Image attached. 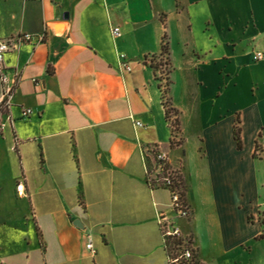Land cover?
<instances>
[{"label": "crops", "instance_id": "obj_1", "mask_svg": "<svg viewBox=\"0 0 264 264\" xmlns=\"http://www.w3.org/2000/svg\"><path fill=\"white\" fill-rule=\"evenodd\" d=\"M164 30L183 141L170 149L143 62ZM40 33L0 65V264H167L157 214L174 213L146 181L153 146L183 174L191 218L174 221L199 262L218 264L240 223L264 239V0H0V39Z\"/></svg>", "mask_w": 264, "mask_h": 264}, {"label": "built area", "instance_id": "obj_2", "mask_svg": "<svg viewBox=\"0 0 264 264\" xmlns=\"http://www.w3.org/2000/svg\"><path fill=\"white\" fill-rule=\"evenodd\" d=\"M111 32L113 36L120 35L118 27H113ZM34 36L36 44L44 41V33L36 35L22 34L8 39H0V65L7 52L13 50L20 43L32 41ZM252 58L253 60L264 59V51L254 52ZM118 62L120 67L126 72L132 70L124 53L118 54ZM1 81L3 83L4 97L7 98L11 93L12 87L7 84V77L5 74H2ZM30 112V109H25L23 115H27ZM145 165L147 184L151 189H164L169 193L170 208L174 213V217H170L163 212H158L157 214V222L161 233L167 264H207L201 263L197 260V252H195L196 250L193 243L189 241L185 235L181 234L179 227L174 221L177 218L187 219L191 216L189 207L184 205L180 199L179 180L176 176L181 173L169 163L167 151L159 146H153L147 150L145 153ZM16 188L18 192H20L22 184H17ZM173 238L180 239L181 243L175 246L170 245L169 241ZM86 248L91 252L94 251L92 240L89 237L87 239Z\"/></svg>", "mask_w": 264, "mask_h": 264}, {"label": "trees", "instance_id": "obj_3", "mask_svg": "<svg viewBox=\"0 0 264 264\" xmlns=\"http://www.w3.org/2000/svg\"><path fill=\"white\" fill-rule=\"evenodd\" d=\"M161 23L163 25V28H165V22H164V19L162 17H161ZM168 56H169L168 38H167L166 31L164 30L163 34L161 36L159 55H150L149 58H147V56H145L143 59V62H144V64H147L152 68L155 79L158 80V85H159V89L161 91V98H162L161 103H162L163 108H164V117H165V120L170 123V127H171V136L169 138L168 143L165 145L164 148L170 149V148H173L175 146L182 144L183 141L181 138L176 139V136H177L178 132L180 131V128H179V120H178V111H177V109H175L172 106L171 98L169 96L170 80H169L168 74L170 72V62H169ZM162 69L164 71L166 70V72H165L166 77L163 78V80H164L163 85L161 84L162 78L160 77V75L157 74V72H159L161 74ZM7 107H8L7 98L4 97L0 103V112L6 111ZM233 137L236 141L237 148L241 149L240 126H239V118L238 117H236L235 123L233 125ZM258 148H259V144L256 141L255 142V150H257ZM151 154H153V153H151ZM176 178L179 180V187H180L179 194H180L181 202L184 205H187L190 209V206H189V204L187 202V198H186V186H185V180H184L183 174L182 173L179 174L178 176H176ZM190 211H191V209H190ZM190 218H191V216L189 218H187L186 221H189ZM262 236H264V233L260 235V237H262ZM186 237L189 239V241L192 242L190 236H186ZM180 243H181L180 239H176V238H173L169 241V244L174 245V246L177 244H180ZM195 250H196V248H195ZM195 252H197V250ZM195 257H196V255H195ZM197 260H198V258H197Z\"/></svg>", "mask_w": 264, "mask_h": 264}, {"label": "rangeland", "instance_id": "obj_4", "mask_svg": "<svg viewBox=\"0 0 264 264\" xmlns=\"http://www.w3.org/2000/svg\"><path fill=\"white\" fill-rule=\"evenodd\" d=\"M165 72L166 70L162 69V73L158 75L163 79L166 77ZM162 83H164V80H162ZM192 143L193 141H189L188 145L192 146ZM249 221L254 222L252 216ZM258 221H264V217L259 215ZM252 231V228L240 223L237 244L233 245L227 253L219 258L218 264H264V239L253 240Z\"/></svg>", "mask_w": 264, "mask_h": 264}, {"label": "water", "instance_id": "obj_5", "mask_svg": "<svg viewBox=\"0 0 264 264\" xmlns=\"http://www.w3.org/2000/svg\"><path fill=\"white\" fill-rule=\"evenodd\" d=\"M75 224H77L78 226H80V224L78 222H76Z\"/></svg>", "mask_w": 264, "mask_h": 264}]
</instances>
